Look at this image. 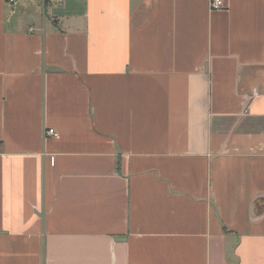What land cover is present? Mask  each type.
Segmentation results:
<instances>
[{
	"label": "crops",
	"instance_id": "crops-1",
	"mask_svg": "<svg viewBox=\"0 0 264 264\" xmlns=\"http://www.w3.org/2000/svg\"><path fill=\"white\" fill-rule=\"evenodd\" d=\"M210 2L0 0V264H264V0Z\"/></svg>",
	"mask_w": 264,
	"mask_h": 264
},
{
	"label": "built area",
	"instance_id": "built-area-1",
	"mask_svg": "<svg viewBox=\"0 0 264 264\" xmlns=\"http://www.w3.org/2000/svg\"><path fill=\"white\" fill-rule=\"evenodd\" d=\"M7 2H12L13 0H6ZM223 7V0H211L210 9L211 10H219ZM45 137H56V133L53 130H47L44 133Z\"/></svg>",
	"mask_w": 264,
	"mask_h": 264
}]
</instances>
